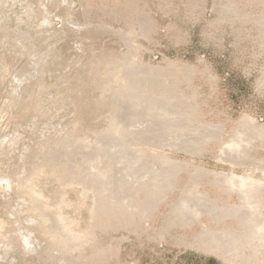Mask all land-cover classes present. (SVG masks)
<instances>
[{
    "label": "rangeland",
    "instance_id": "rangeland-1",
    "mask_svg": "<svg viewBox=\"0 0 264 264\" xmlns=\"http://www.w3.org/2000/svg\"><path fill=\"white\" fill-rule=\"evenodd\" d=\"M0 264H264V0H0Z\"/></svg>",
    "mask_w": 264,
    "mask_h": 264
}]
</instances>
